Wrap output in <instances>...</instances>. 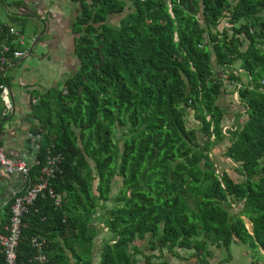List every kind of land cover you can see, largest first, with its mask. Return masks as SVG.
<instances>
[{
    "label": "trees",
    "instance_id": "16d2710c",
    "mask_svg": "<svg viewBox=\"0 0 264 264\" xmlns=\"http://www.w3.org/2000/svg\"><path fill=\"white\" fill-rule=\"evenodd\" d=\"M72 1L79 68L33 105L42 140L29 173L37 181L47 155L63 154L51 180L63 200L45 190L30 206L19 263L36 264L34 237L50 264H94L96 249L97 264L149 263L138 242L160 253L154 264H170L164 251L212 264L218 250L226 264L241 243L264 255V0ZM226 71L244 83L245 115L224 132ZM189 111L198 127L187 126ZM219 144L233 169L217 170Z\"/></svg>",
    "mask_w": 264,
    "mask_h": 264
},
{
    "label": "crops",
    "instance_id": "0c3cea01",
    "mask_svg": "<svg viewBox=\"0 0 264 264\" xmlns=\"http://www.w3.org/2000/svg\"><path fill=\"white\" fill-rule=\"evenodd\" d=\"M78 13L79 4L72 0H0V22L17 27L25 35L24 28L18 26L29 24L32 32L31 38L25 45H17L19 49L26 51V55L15 61L13 65L6 67L14 109L0 119V143L15 158L24 155L27 159L23 160L31 162L29 155L34 154L37 141L42 140L40 123L33 112L34 99H39L40 95L49 90L59 88L66 79L78 71L79 61L75 53L73 34ZM38 37L40 39L30 53ZM225 84L224 93L218 99V104L225 111L223 126H237L245 114H241L243 110L239 102L233 101L235 99L234 83L227 81ZM188 121L190 127L199 126L195 111H189ZM10 173L9 177L1 180L5 186L6 195L0 197V235L6 233V217L9 214L7 208L13 194L23 191L27 184V177L23 173ZM2 174L5 175L0 165V175ZM102 229L103 237L106 234V238H109L107 228L103 225ZM137 245L145 256H153L149 263H146L143 257L137 256V264H154L159 261L158 251H149L147 243ZM217 253L214 254L212 264H220L228 258L226 252L223 260L218 261L220 258L217 257ZM99 255L100 251L96 249L94 264L98 263ZM163 258L170 264H190L189 261L192 260L191 252L181 251H179V257L164 251ZM193 259L196 261L195 264H201L196 258ZM234 260L232 255V261L229 263L231 264ZM253 263L251 261V264Z\"/></svg>",
    "mask_w": 264,
    "mask_h": 264
},
{
    "label": "built area",
    "instance_id": "2783aa9c",
    "mask_svg": "<svg viewBox=\"0 0 264 264\" xmlns=\"http://www.w3.org/2000/svg\"><path fill=\"white\" fill-rule=\"evenodd\" d=\"M0 99L2 108H0V119L14 109V102L11 98L12 90L7 81L6 67L14 64L15 61L24 57L26 51L23 49H14V46H23L26 44L27 36L17 27L7 25L0 22ZM243 69H238L236 74L243 73ZM223 78L231 81L229 78V71L223 72ZM236 90L234 98L240 102L239 92L243 87V82L233 80ZM264 84V78L262 80ZM38 99H34L33 103H37ZM233 129L231 126L224 127V132L227 129ZM64 156L63 154L49 153L45 159V164L42 167L41 175L37 181L32 180L30 177V169L32 165L19 158L10 155L6 148L0 143V165L5 167L10 172H21L27 177L26 188L23 191L15 192L11 199V215L6 233L0 235V254L4 256L5 264H20L18 261V253L20 248L22 230L24 225L25 216L29 213L30 206L39 197L40 193L48 190L50 196L55 200L57 205L62 204L63 197L58 194L51 187V180L61 170L60 165ZM35 163H40L36 159ZM32 246L36 249L37 254L34 256L33 261L36 264H50L48 255L45 252L46 241L39 237L32 239Z\"/></svg>",
    "mask_w": 264,
    "mask_h": 264
},
{
    "label": "rangeland",
    "instance_id": "374dc122",
    "mask_svg": "<svg viewBox=\"0 0 264 264\" xmlns=\"http://www.w3.org/2000/svg\"><path fill=\"white\" fill-rule=\"evenodd\" d=\"M119 19H120V16L118 15L117 17H112L110 21L112 23H117ZM18 27L24 28L26 36H27V40H29L31 38V33H32L31 30L29 29V24H25L24 26L19 25ZM242 78H243L244 82L251 79L250 75L246 72L242 73ZM187 126L190 127L189 121H187ZM122 129H124V128H120L119 131L115 135V140L118 143V145H120V146L122 144V136H121V130ZM224 151H225V146L223 144H219L213 149V151L211 153V156H212V158L216 164L215 166H216L217 170H219L220 172H222L225 169H228V170L233 169V167L235 166V164H233L230 159L228 160L226 157L223 156ZM236 166H238V165H236ZM236 179L239 180V176H237ZM117 183H118V181H117ZM232 202H234V200L231 199V202H229V203H232ZM235 203L232 204V209H231L232 214L238 213L242 209V206L241 205L239 206L240 202H237L236 204ZM99 214H100V211H98L96 215L98 216ZM98 217L96 218L95 223L98 224V227L102 228V226H103L102 221L101 220L98 221ZM245 220L247 223V227L250 230H252L251 222L247 218ZM139 243L140 242H138V244ZM240 243H241V241H239V244ZM234 245L232 246V248H230L231 255H233L234 259H235L234 262H232L231 264H238V263L239 264H251V261H253L254 264H264V255H262L263 254L262 248H259V247L254 248V247L249 246L248 244H242L241 243L240 248L237 249V251H235ZM218 253H219V250H218ZM218 253H217V257L220 258L218 261H222L224 256H226V252L224 250H220V254H219L220 256L218 255ZM248 253H249V255H248ZM189 262H190V264H195L196 261H195V259L192 258V260H190ZM227 264H230V263H227Z\"/></svg>",
    "mask_w": 264,
    "mask_h": 264
},
{
    "label": "water",
    "instance_id": "95a60500",
    "mask_svg": "<svg viewBox=\"0 0 264 264\" xmlns=\"http://www.w3.org/2000/svg\"><path fill=\"white\" fill-rule=\"evenodd\" d=\"M40 37H38L36 43L34 44V46L31 48L30 50V53L32 52V50L34 49V47L36 46V44L38 43ZM40 145H41V141L38 140L37 143H36V151L34 152V154H30L29 157H30V161L31 162H28L29 165H33L36 161V159L38 158V155H39V148H40ZM22 157H16L17 159L21 158V159H27L25 158L26 156L24 155H21ZM29 159V158H28ZM2 170L4 171L5 175H0V197H4L6 195V190H5V186L4 184L2 183V179H5L6 177H9V175L11 174L10 172L7 171V169L3 166H1Z\"/></svg>",
    "mask_w": 264,
    "mask_h": 264
}]
</instances>
